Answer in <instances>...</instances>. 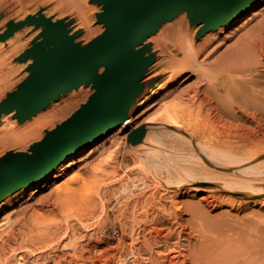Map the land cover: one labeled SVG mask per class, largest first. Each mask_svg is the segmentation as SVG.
<instances>
[{
  "label": "bare ground",
  "instance_id": "1",
  "mask_svg": "<svg viewBox=\"0 0 264 264\" xmlns=\"http://www.w3.org/2000/svg\"><path fill=\"white\" fill-rule=\"evenodd\" d=\"M14 1L15 0H0V43L8 42L9 50L13 54H17L20 50L28 46L26 44L24 45L19 36H17V31L22 28V22L26 20H23L22 22L15 21L9 17L12 13L9 14V11L7 12L2 8L6 7V5H9L11 9L17 8V3H14ZM259 1L261 0H255L251 7L235 20L228 21L205 32L203 35L207 36L206 40L203 42L208 40L209 42L212 41L219 34L224 33L234 25L240 24L241 22L242 24L246 23L251 19L249 18L248 20H245L250 15L253 5ZM21 5H23L22 2ZM256 14L257 12L254 13V15ZM11 16H13V14ZM35 16L38 19L43 16L46 17L43 14ZM175 19L176 21L172 26H165L163 23L158 31L152 35L153 44L149 55L153 56L154 63L147 69L143 81L152 79L159 70L169 72L174 76L198 72L200 78L199 82L202 83V85L198 86L195 91L193 90L194 93L192 91L193 94L191 93L190 96H188V93L186 99L180 98V100L176 102H172L171 100L170 103L166 101L160 113L155 118H151L152 120L145 125L147 131L144 138L139 143L130 142V151L125 152L129 154H132L131 152H133L134 154L140 155L141 159H144V163L138 167L141 169L137 168V170L144 175L140 174L141 176H137L136 180L133 182L134 186L139 187L140 189V193L134 199L133 204H136V207H140V209L143 210V214L140 213V216H143V220L140 221L142 222L141 228H145V226L150 223H158L161 220L159 205L164 207V205H167V201H169L170 204H168L171 205L170 207H174V209L178 210L179 207H181L183 210V207H185V210L190 216L188 222L191 225H199V227H204L206 223L208 224L209 216H211L203 203L214 204V202H219L221 200L224 201L226 205H231L232 208L238 207V210L244 208L247 210L248 208L251 209V205L253 204L260 205L261 208L258 209L259 212L256 211V214L259 215L261 209L264 208V21L260 24L258 29H255L243 39L239 40L235 48L229 52V55L226 58L215 61L213 68H209L208 71L203 68V65H200L197 62V58L200 56L199 54L202 50H200L201 48L199 49V41L197 42L195 38V30L188 26L189 16L187 11L181 13ZM52 21L56 22L58 20L52 19ZM85 24L87 29L84 31L82 37L90 38L96 33V31L92 29L86 21ZM27 25L30 27L36 26L34 23H29L23 27H26ZM74 27V24L70 26V34L74 33ZM202 27L203 23H197V30ZM43 28L44 26L37 30V36L35 39L32 38L30 48L34 43L41 41L44 38L40 36ZM46 45L47 44L37 51L46 48ZM204 45H206V43ZM33 53L34 52L30 53L28 57ZM179 54H183V58H178ZM28 61L33 64L34 57L29 58ZM104 71L105 67H102L99 73H103ZM198 80L199 79H197V81ZM162 81L163 80H156L150 90L140 99L137 105V111L163 93V86H165V84L162 83ZM13 83L9 76L5 79L0 78V102L7 100L6 90L12 91ZM91 85L92 84L87 86ZM85 86L86 84H82L71 92H68V94H70L62 102L53 100L47 108L37 112L35 115L24 121L19 119L17 109L0 113V158L8 152H25L33 154L32 146L35 143L41 142L49 130L51 131L55 129L58 125L72 117L76 112L75 109L82 103H87L90 97V91L85 88ZM174 99L176 98L174 97ZM134 117L135 115L131 116L109 133L82 147L77 152L66 156L54 170L47 172L43 178L33 182L29 186H24L7 193L0 200V211L7 205H13L15 202H23L27 197L29 189H32L31 195H34L42 189L49 187L51 183H54V180L61 178L66 173L70 165L75 161V156L79 155L86 147L94 145L95 143L98 144L100 141L102 143L101 145H103L105 141L102 139L107 136V140L116 141L115 139H117L118 135L132 125L135 120ZM132 131L133 129L131 132ZM130 133H128V139ZM118 148L120 149L121 146H118L117 149ZM112 154L110 153V156ZM101 165H103V163H101ZM117 172L118 171L114 169L112 173L102 171V174L105 176L114 175L112 177L115 178ZM87 173L89 172L87 171ZM93 179L92 176L76 174L72 178L67 179L63 184H57L55 187L56 192L55 197L53 198L54 200L49 201L50 197L48 198V201L50 202L48 203L50 204L49 206H58V208L61 206L66 210L67 205H73L72 210H74L79 221H84L85 217H87V219L95 218L96 212L99 211L98 209L103 211L102 214L106 213V202L104 197L94 196L93 192L79 194L83 188H86V186L90 184L89 181H93ZM120 179L121 178H119V180ZM114 181L116 180L114 179ZM127 181L124 182V188L121 189H123L122 192L128 194L130 186L125 185ZM94 183L96 184V182ZM97 190L100 191V188H97L96 191ZM191 191L196 192V194H194L196 198L197 196L201 197L198 202H189V200L183 202L179 200V197L185 196ZM99 194L100 193H98V195ZM162 202H166V204L162 206ZM127 205L129 204L127 203ZM13 207L15 206L13 205ZM40 207L39 209L34 210L30 219L28 218L30 235L28 236L27 243L32 245V247H35V252H38L37 250H40L41 252V250L50 247L49 243L52 240V237L55 234L63 232L64 228L63 224L58 222L55 223L53 227H46L43 226V224H37L36 219L45 214V209H40ZM163 210L165 211V207ZM238 210L237 213H239ZM244 210L242 212H244ZM253 210L255 211V208ZM49 211L50 210H48V212ZM61 211L63 210L61 209ZM248 212L249 210L247 213ZM181 213L177 212L172 215V221L177 220V222H179V220L183 218V212ZM253 213L254 212L249 216L252 217ZM66 215H64V217ZM234 215L236 214L234 213ZM135 217H137V215ZM253 218H255L256 221L258 220L254 215ZM65 219L68 222V218L65 217ZM248 219L247 221L249 222ZM252 220L253 219H251V221ZM25 221H27V219ZM226 221L228 222V220ZM234 221L229 223L233 224ZM237 221L239 220H236L234 224H238ZM164 223L166 222H163V226ZM217 223L222 224L224 222L219 223L218 221ZM99 224L101 223L99 222ZM99 224H95L99 229L96 233H105L107 227L106 224H103L102 228H100ZM120 224L122 235L118 238L117 244L115 243L116 245H113L111 249L116 251V259H118L120 264H138L137 261L129 263L123 262L122 260L125 240L128 239L130 233L137 232V230L134 229L136 226L133 225L132 229L129 230L126 226L124 227L122 225L121 220ZM124 224L127 225L126 223ZM224 224L226 227L227 223ZM244 225H246L245 222L243 226ZM65 227L63 233L66 231V234L75 228L69 225V223H67ZM153 227H155V225ZM246 228L247 227H245L244 232L248 234L249 232H247ZM137 229H139V227ZM222 229L218 230L221 232ZM158 231V234H160V230ZM229 231H231V229ZM27 232L28 231L26 230L25 234H27ZM220 232L217 233V230L215 231L217 234H222ZM236 234L241 235L238 233ZM256 234L258 235L254 237H258V240L261 241L260 244H263L261 247H263L264 229ZM71 236L72 235H70V237ZM133 236L134 235H132V237ZM244 236L246 237L247 235L244 234ZM116 239L117 238H115V240ZM98 241L100 244L107 243L110 246V241L107 242L105 238H98ZM239 243L242 244L240 241ZM249 244H252V242ZM242 246L246 245L242 244ZM254 247L256 248V246ZM20 249H22V247ZM86 249L88 248L86 247ZM111 249L108 248L102 252L101 249H97V251L100 252V258L108 257ZM28 250L29 249H27V251ZM82 250H85V248ZM93 251L94 250L87 251L89 253L88 255L85 253H82L81 255L76 253V261L81 264H88V261L91 260V262L94 263V261L98 260L97 257L99 256L96 254L97 251ZM172 253V251L166 253L165 257L167 260L170 259V262L176 263L175 259L171 257ZM204 254H206L205 249L204 251L203 249H199L197 251L193 250L191 255L198 256V260H200L203 259ZM74 261L75 260H73V262ZM194 263L195 262H193V264Z\"/></svg>",
  "mask_w": 264,
  "mask_h": 264
},
{
  "label": "rangeland",
  "instance_id": "2",
  "mask_svg": "<svg viewBox=\"0 0 264 264\" xmlns=\"http://www.w3.org/2000/svg\"><path fill=\"white\" fill-rule=\"evenodd\" d=\"M21 2L23 3V5H21ZM14 3H17L16 5L17 8L11 9L9 5H6V7H2V8L5 9L7 12L9 11V14L12 13L13 16H11L12 15L11 14L9 17L14 19L15 21L22 22L23 20H26L29 16H33V15L35 16L38 14H43L47 18H52L55 20L66 19V21H72L71 25L73 24L75 25L73 29L74 32L79 30L82 31L80 37H78L75 40V42L80 43L81 45L87 44L105 30L104 24L100 23L97 17L98 13L103 11V7L99 3L94 2L92 0H15ZM255 12H257L256 15H254ZM249 18L251 19L248 20ZM245 20L248 21L244 24H242L241 22L240 24L234 25L233 27L227 29L224 33L219 34L212 41L209 42L208 40L203 42L204 40H206L207 35L199 36L198 33L200 29L197 30V24H192L189 18L188 26L191 29L195 30L196 32L195 38L197 42L199 41L198 42L199 49L201 48L200 50H202V52L199 54L200 56H198L197 58V62L200 65H203V68L209 71V68H213L215 61L222 60L229 55V52L235 48L239 40L243 39L246 35L250 34V32L254 31L255 29H258L260 24L264 21V0H261L253 5L250 15ZM85 21L92 29L96 31V33L90 38L82 37L84 31L87 29L85 27L86 25ZM175 21L176 19L167 21L164 23V25L172 26L175 23ZM37 30H39V28H37L36 26L30 27L29 25H27L26 27H22L21 29H19V31H17V36H19L22 43L24 45L25 44L28 45L26 48L20 50L17 54H13L9 50L8 42L0 43V64H3L0 65V69H1L0 78L5 79L6 77L9 76L10 79L12 80V83L14 82L12 84V91L6 90V94H7L6 99H8L11 94L18 91L20 86L29 78V76L32 73L29 70V67L30 65H32V63H29L28 61L29 58L27 60L23 59L22 55L29 50L28 48H30L32 38L35 39V37L37 36L36 35L38 33ZM146 43L150 44L152 47L153 36H151L146 41ZM205 43L206 45H204ZM148 55L149 52L145 54V56ZM178 58L180 59L183 58V54H179ZM170 76L173 77L174 75L169 72H164L163 70L161 71L159 70L158 73L152 77V79L155 78L156 80H163L162 83L165 84V86H163L164 88L163 93L158 95L156 98L153 99V101L145 105L146 107L144 106L137 111L134 117L135 120L132 123V125L128 129L120 133L117 139H115L116 141L107 140L108 139L107 136L102 139L103 141H105L103 145H101L102 143L100 141L98 144L95 143L96 145L94 144L86 147L79 155L75 156L76 158L75 161L70 165L66 173L61 178L54 180L53 181L54 183H51L49 187L42 189L40 192H37L34 195H31L32 189H29L27 192V197L23 200V202H15V204H13L15 207H13V205H9V206L7 205L4 209L0 211V264H81L76 261L77 254L81 255L82 253H85L88 255L89 253L87 251L94 250L93 252H96L97 249H101L102 252L103 250H106L108 248L111 249L113 245L117 244L118 238L122 235L120 220L122 221V225L124 227L126 226L129 230L132 229L133 225H135L137 228L139 227V229L134 227V229H136L137 232L139 233L137 232L130 233L128 239L125 240V243L123 245L124 247L123 248L124 255L122 258L123 262L132 263V261H137L138 264H193V262H195L194 264H264V251H263L264 246L261 247L263 245L260 244L261 241L258 240V237H254L258 235L256 234L257 232L264 229L263 227L264 208L261 209V213H259V215L256 214V211H258V209L261 208L260 205H255V204L251 205V209L248 208L249 212L247 213L248 211L247 209L244 208L245 210L244 209L238 210V207L232 208L231 205L228 204L226 205L225 202L221 200H220L221 202L216 201L214 202V204L203 203L206 210H208L211 216H209V220H208L209 225L206 223L204 227L202 226L203 227L202 228L201 226L199 227V225L197 226L195 224L191 225L188 222L190 216L185 210V207H183V210L181 207H179V209L177 210L174 209V207L173 208L170 207L171 205H169L170 203L169 201H167V205H164L166 204V202H162L163 203L162 206L164 205L165 211L163 210L164 207H161L159 205V209L161 212L160 213L161 220L158 223H150L147 226H145V228L143 227L141 228L142 222L140 221L143 220V216L141 217L140 213L143 214V210H141L140 207H136V204H133L134 199L140 193V189L139 187L134 186L133 182L136 180L137 176H141L140 174L144 175L143 173L137 170L139 165L144 163V159H141L140 155L134 154L133 152H131L132 154L125 153L126 151H130L129 146L131 143L128 139V133H130L132 129L137 128L141 125H147L153 118H155L160 113L166 101L170 103L171 100L172 102H176L179 101L180 98L186 99L188 93H189L188 96H190L193 90L195 91V89L198 86L202 85V83L199 82L200 78L198 72H191L186 75L174 76L173 79ZM197 79L199 80L197 81ZM166 82L168 85L166 84ZM85 88H87L90 91V97H91V95L95 92V88L93 87V85L91 86L86 85ZM168 93L170 94V96ZM69 94L68 93L62 94V97L60 96L57 99L58 102H62L65 98H67ZM174 97L176 99H174ZM1 103L3 102H0V104ZM82 104L79 107H77L75 111H77L82 106ZM117 145L121 146L122 149L121 148L117 149L118 147ZM110 153L111 154L114 153V154L110 156ZM101 163H103V165H101ZM114 169L118 171L117 172L118 177L115 176L114 178L112 177L114 175L105 176L102 174V171L112 173ZM87 171L89 173H87ZM76 174H81L83 176H92L94 178L93 181H89L90 184L88 183L89 185L86 186L87 189L83 188L79 192V194L81 195V193L86 194L88 192H93L94 196L104 197L105 198L104 200L106 202V209H105L107 211L106 213L102 214L103 211L101 209H98L99 211L96 212L95 218L87 219V217H85L84 221L83 220L79 221L74 210H72L73 205H67L66 210L61 206H59V208L58 206H49L50 205L48 204L50 203L49 201L54 200L53 198L55 197L56 185L63 184L65 181H67V179L72 178ZM119 178L121 179L119 180ZM114 179L117 182L114 181ZM120 181H122L123 183ZM126 181L127 183H125V185L130 186V189L128 190L129 192L128 194L122 192L123 189H121L124 188L123 184ZM94 182H96V184ZM97 188H100V191L99 190L96 191ZM98 193L100 194L98 195ZM125 194L126 196L127 195L128 196L126 197ZM194 194H196V192L191 191L187 195L179 197V200L183 202H187L188 200L189 202L190 201L198 202V200L201 197L197 196L196 198ZM127 203L129 205H127ZM39 207L40 209H45V214L36 219L37 224L39 225L43 224V226L46 227H51V226L53 227V225L58 222L60 224H63L64 227L63 232L66 228L65 226L67 223H69V225L75 228L72 229V231L74 232L70 231L68 232V234H66V231L65 233L61 232L59 234H55L49 243L50 247L41 250V252L40 250H37L39 252L38 253L35 252L36 251L35 247H32V245H29L27 243V239L28 236L30 235L28 229L29 228L28 221L30 219V216L34 213V210L39 209ZM253 207L255 208V211L253 210L254 209ZM61 209L64 212L61 211ZM236 209L238 210L239 213H237ZM48 210L50 211L48 212ZM243 210L244 212H242ZM162 212H164L165 215ZM177 212L178 213L183 212V218H181L182 220L180 219L179 222H177V220L172 221L173 219L172 215H174ZM252 212H254L253 213L254 217L256 216V218L258 219L257 221L255 218H253V215L252 217L249 216L252 214ZM234 213L236 215H234ZM220 214H222L225 218ZM64 215H66L65 217L68 218V222L65 219ZM136 215L137 217H135ZM26 219L27 221H25ZM235 219L239 220L237 221L238 224L237 223L234 224L236 221ZM247 219L249 220V222L247 221ZM251 219L253 220L251 221ZM226 220H228V222ZM162 221L166 222L164 223V226ZM218 221L219 223L220 222L227 223L226 227L224 223L218 224L217 223ZM233 221H234L233 224L235 226L231 224ZM99 222L101 224H99ZM244 222L246 225L243 226ZM81 223H83L84 225ZM96 223L99 224L100 228H102L103 224H106L107 227L105 229V233L102 234L96 233V231L98 232L99 230L95 225ZM124 223H126L127 225H125ZM154 225L155 227H153ZM152 227L154 228V230ZM245 227H247L246 230L247 232H249L248 234L244 232ZM207 229H211V230H207ZM218 229H222V231L220 232V230ZM230 229L233 232L229 231ZM26 230L28 231L27 234H25ZM158 230H160V234H158L159 233ZM216 230L217 233L220 232L222 234L215 233ZM235 231L236 233L241 235H237ZM243 233L247 236L245 237ZM131 234L134 236L132 237ZM70 235L72 236L70 237ZM97 237L100 239L101 237L105 238L107 242L110 241V246L107 243L100 244ZM115 238L117 239L115 240ZM239 241L242 242V244L246 245L247 247L242 246V244L239 243ZM251 242L252 244H249ZM254 246L258 248L256 249ZM19 247L20 248L22 247V249H20ZM86 247L90 250L86 249ZM84 248L85 250H82ZM27 249L29 250L27 251ZM199 249H203V251L205 249V253H206L203 255V259L200 260H198L199 259L198 256L191 255L193 250L197 251ZM170 251L173 252L171 257L175 259L176 263L170 262L171 260L170 259L167 260V258L165 257V254ZM21 253L23 256L21 255ZM96 254L99 256L100 252L97 251ZM115 254L116 251L111 249L108 257L106 256L105 258L104 257L100 258L99 256L97 257L99 261L96 260L94 261V263H92L90 260L88 261L89 262L88 264H120L118 262V259H116L117 255ZM73 260L75 261L73 262Z\"/></svg>",
  "mask_w": 264,
  "mask_h": 264
},
{
  "label": "water",
  "instance_id": "3",
  "mask_svg": "<svg viewBox=\"0 0 264 264\" xmlns=\"http://www.w3.org/2000/svg\"><path fill=\"white\" fill-rule=\"evenodd\" d=\"M92 1L103 7L97 17L105 30L85 45L75 42L82 31L70 34L72 21L66 19L53 22L52 18L33 15L21 24L44 26L40 35L44 38L22 55L27 60L34 52L29 67L32 73L0 104V113L17 109L19 119L24 121L82 84H92L95 92L72 117L35 143L33 154L8 152L0 158V200L43 178L66 156L135 115L140 99L156 82L155 78L143 81L154 61L153 56H145L151 51V45L145 42L163 23L187 11L192 24L203 23L198 33L202 36L244 14L255 0ZM45 44L46 48L37 51ZM102 67L105 71L99 73ZM146 131L145 125L133 129L129 141L139 143Z\"/></svg>",
  "mask_w": 264,
  "mask_h": 264
}]
</instances>
